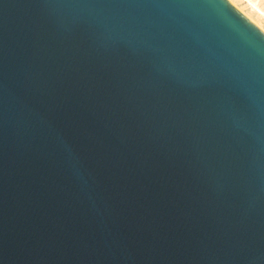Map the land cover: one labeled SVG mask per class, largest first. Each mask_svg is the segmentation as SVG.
Here are the masks:
<instances>
[{
    "label": "water",
    "instance_id": "water-1",
    "mask_svg": "<svg viewBox=\"0 0 264 264\" xmlns=\"http://www.w3.org/2000/svg\"><path fill=\"white\" fill-rule=\"evenodd\" d=\"M0 264H264V31L229 0H0Z\"/></svg>",
    "mask_w": 264,
    "mask_h": 264
},
{
    "label": "rangeland",
    "instance_id": "rangeland-1",
    "mask_svg": "<svg viewBox=\"0 0 264 264\" xmlns=\"http://www.w3.org/2000/svg\"><path fill=\"white\" fill-rule=\"evenodd\" d=\"M264 31V0H229Z\"/></svg>",
    "mask_w": 264,
    "mask_h": 264
}]
</instances>
